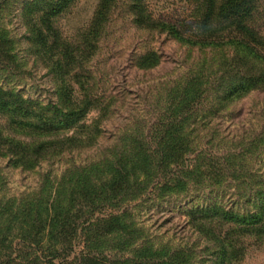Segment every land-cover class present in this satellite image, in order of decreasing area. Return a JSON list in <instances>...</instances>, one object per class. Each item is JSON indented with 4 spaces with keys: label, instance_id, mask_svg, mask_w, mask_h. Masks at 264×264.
<instances>
[{
    "label": "rangeland",
    "instance_id": "1",
    "mask_svg": "<svg viewBox=\"0 0 264 264\" xmlns=\"http://www.w3.org/2000/svg\"><path fill=\"white\" fill-rule=\"evenodd\" d=\"M36 1L45 0H0V28L12 41L15 61L0 71V82L48 106L56 103L62 84L26 40L23 14ZM99 1L75 0L54 20L59 42L73 49L81 45ZM215 1L218 6L225 0ZM252 1L247 24L264 41V0ZM205 10L204 0H115L105 33L75 78L99 100L86 118L92 138L78 149L46 157L32 170L10 167L0 158V201L21 203L42 194L51 204L61 189L72 192L66 224L78 233L96 218L122 215L127 228L98 251L112 264H169L177 255L182 264H219V242L227 232L237 251L229 262L225 247V264H264V47L247 49L249 41L217 18L209 23L213 33L203 30ZM139 18L171 25L185 39L205 36L220 44H190L169 30L140 25ZM82 84L70 83L74 98H80ZM135 138L153 152V186L174 174L185 190L160 194L150 188L137 200L126 199L118 208L106 203L91 215L95 196L79 194L74 185L108 181L107 166H120ZM162 148L172 156L166 169ZM215 209L262 221L226 224L208 218ZM249 226V232H241ZM62 240L73 241L68 234ZM49 242L45 234L39 246L22 247L18 259L2 255L0 264H49L54 248L59 251V244ZM84 246L83 237H75L69 256L51 263L71 262Z\"/></svg>",
    "mask_w": 264,
    "mask_h": 264
},
{
    "label": "trees",
    "instance_id": "2",
    "mask_svg": "<svg viewBox=\"0 0 264 264\" xmlns=\"http://www.w3.org/2000/svg\"><path fill=\"white\" fill-rule=\"evenodd\" d=\"M74 1L45 0L42 3L36 1L30 4L23 14L24 21L26 20L28 44L36 58L43 62L46 68L50 67L49 71L53 72L58 81L60 80L62 87L57 85L56 103L44 106L23 98L21 94L0 82V158L7 160L10 167L32 170L46 157L60 155L66 150L78 149L92 138L94 130L91 131L86 127V118L99 100L90 94L88 87L75 78L84 72V64L90 56H93L99 39L105 33L108 15L115 0L99 1L94 18L82 35L81 45L74 47L75 49L59 42V32L54 25V20L66 12ZM204 3L206 10L201 21L203 30L213 33L209 23L217 18L225 23L224 28H233L237 35L249 41L244 44L247 49L251 48L250 44L264 47V41L247 24L254 12L255 6L252 0H225L218 6L215 0H204ZM138 21L140 25L169 30L178 40L190 44L203 47L220 44L205 36L185 39L174 27L161 22L146 23L141 22L140 18ZM11 46L12 41L0 28V71L10 70L11 65L15 63L14 56L11 55ZM71 65L73 68L69 69ZM70 83L82 84L80 98H74ZM70 131L73 132L68 135ZM132 141L135 144L129 147L127 157L120 161L121 165L117 168L112 167L111 164L107 166V173L111 176L108 181L96 185L88 179L86 182H77L74 185L79 188V194H85L89 198L95 196L94 199L92 198L91 215L98 212L106 203L118 208L126 199L137 200L150 188H154L155 192L160 194L185 190L186 184L174 174L153 186L151 157L153 152H149L148 147L136 143V138ZM161 151V164L166 169L172 156L164 148ZM71 194L61 189L51 204L42 194H38L32 201L21 203L0 201V256L7 255L9 259L13 254H17L16 259H18L22 247L27 248L32 244L39 246L45 234H49L51 238L49 244L53 247L59 244V251L54 248V254L50 256L51 260L59 256L66 259L73 251L74 238L81 236L85 245L84 250L80 252L79 257L71 262L64 260L62 264H112L102 259L104 257H100L98 251L104 249V242L108 238L112 240L120 238L127 228L122 220L123 216L111 214L106 218H96L78 233L75 226L69 227L66 224L71 215L70 205L73 201ZM208 214V218L216 217L226 224L234 221V226L258 224L262 221V217L257 215L242 219L232 213L216 209L210 210ZM251 218L254 222H251ZM6 222L9 223L8 226ZM234 226H231L230 232ZM250 229V226L242 228L241 232L247 233ZM66 234L71 236L72 242L62 240L63 235ZM229 234L227 232L219 242L222 251V261L219 264H225L223 259L224 255L228 254L225 248L227 246L230 249L227 261L230 262L235 258L237 241L227 240ZM51 246L48 249H51ZM51 260L49 264H55L51 263ZM169 264H182L180 256L177 255Z\"/></svg>",
    "mask_w": 264,
    "mask_h": 264
}]
</instances>
